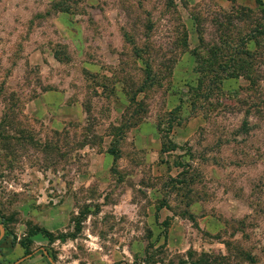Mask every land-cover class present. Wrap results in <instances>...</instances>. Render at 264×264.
I'll return each mask as SVG.
<instances>
[{
    "label": "rangeland",
    "instance_id": "1",
    "mask_svg": "<svg viewBox=\"0 0 264 264\" xmlns=\"http://www.w3.org/2000/svg\"><path fill=\"white\" fill-rule=\"evenodd\" d=\"M262 9L0 0V264H264Z\"/></svg>",
    "mask_w": 264,
    "mask_h": 264
},
{
    "label": "trees",
    "instance_id": "2",
    "mask_svg": "<svg viewBox=\"0 0 264 264\" xmlns=\"http://www.w3.org/2000/svg\"><path fill=\"white\" fill-rule=\"evenodd\" d=\"M256 2L259 4V5H261V6H263V9H262V12H263V14H264V2L262 1V0H256ZM56 8H58V9H60V11L61 12H67V10L66 9H61L60 8V4H58L57 6H56ZM247 12V11H246ZM243 14H245V12L243 13ZM243 19L244 20H248V17L246 16V15H243ZM196 30H199V28H197ZM126 37H127V34H124ZM185 36H184V38H183V40H182V43L184 44V42H185V37H186V34H184ZM199 35H201V34H199ZM201 37V36H200ZM228 35H226V38L224 39V40H222V41H220L219 42V44L220 45H216L215 47H214V45H213V48H211L210 50H209V53H210V57H211V59H213V61H212V63L211 64H214V65H216V66H218V67H220V68H223L224 66H223V64H222V59H227V58H231L232 60H231V63H233V65H236V66H238V68L237 69H245V71H247V65H246V61H245V58L241 55V52L240 51H238V50H233V52H231L230 51V53H226L225 52V48H222L221 46V44H224L225 42H227V44L229 43V40H228ZM201 39H203V38H201ZM185 44H186V42H185ZM133 47H135V46H133ZM224 47H225V45H224ZM224 52V53H223ZM249 53V52H248ZM134 54L136 55V56H138L139 55V50H138V48L136 47V48H134ZM209 57V58H210ZM205 60V59H204ZM228 61H230V60H228ZM204 62H206L207 63V61L205 60ZM145 66H146V68H145V71H146V78H145V82H144V85H151V79H152V76H151V66L146 62V64H145ZM230 67V66H229ZM229 67H227V68H229ZM237 73H240V72H237ZM249 72L247 71V74H243V73H241V75H246V76H248L249 74H248ZM6 117V116H5ZM3 121V120H2ZM4 138V140H10V139H12V140H14V138L15 137H9V136H6V137H4L2 134H0V138ZM20 140V139H19ZM3 149V148H2ZM43 234L44 236H49L51 233L49 232V231H47L46 229H44V228H40V227H36L33 231H32V233H31V235H36V234ZM21 246L25 249V250H27L28 249V245L25 243V242H21ZM188 255L189 256H191L192 254H191V252H188ZM184 261L185 260H181V262L182 263H184Z\"/></svg>",
    "mask_w": 264,
    "mask_h": 264
},
{
    "label": "crops",
    "instance_id": "3",
    "mask_svg": "<svg viewBox=\"0 0 264 264\" xmlns=\"http://www.w3.org/2000/svg\"><path fill=\"white\" fill-rule=\"evenodd\" d=\"M48 1L51 2V1H54V0H48ZM10 11H11V13H13V12H18L19 10H18V8H14V9L11 8ZM66 15L67 14L65 12L64 13L60 12V14L55 17L56 23L58 25L60 23V26L63 27V28H67L69 25H71V23L68 22V20H66L67 19ZM11 18L13 20L12 15H11ZM44 99L46 100V103L48 104V106H51L54 109L57 108V107L58 108L61 107L67 101L65 93H63V92H57V93L56 92H49V93H46V94H44ZM39 251H42V250H39ZM40 257L41 256L39 254H35L33 256L31 255V256H29V259H26L25 261L23 259L21 261L15 262L13 264H18L20 262H21L20 264H50L45 259L43 260V258H42L43 256L41 258Z\"/></svg>",
    "mask_w": 264,
    "mask_h": 264
},
{
    "label": "water",
    "instance_id": "4",
    "mask_svg": "<svg viewBox=\"0 0 264 264\" xmlns=\"http://www.w3.org/2000/svg\"><path fill=\"white\" fill-rule=\"evenodd\" d=\"M0 229H1V235H2V232H3L4 228H3L1 225H0ZM40 250H42L44 254H47V251H46L45 248L42 247V248H40ZM31 255H32V254H29L28 257L31 256ZM23 259H24V258H21V259L18 260V261H21V260H23ZM53 264H54V263H53Z\"/></svg>",
    "mask_w": 264,
    "mask_h": 264
}]
</instances>
